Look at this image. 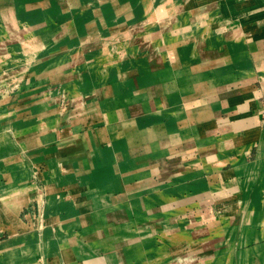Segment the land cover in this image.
I'll list each match as a JSON object with an SVG mask.
<instances>
[{
    "label": "crops",
    "instance_id": "crops-1",
    "mask_svg": "<svg viewBox=\"0 0 264 264\" xmlns=\"http://www.w3.org/2000/svg\"><path fill=\"white\" fill-rule=\"evenodd\" d=\"M53 4L59 7L55 14L46 8L40 25L26 24L27 11L40 19L35 8ZM73 4L79 8L73 12L84 28L78 29V43L70 46L65 34L61 40L53 38ZM49 23L54 25L49 27ZM124 23L130 24L126 32L107 36L112 41L127 38L126 50L118 47L107 52L113 60L98 55L105 51L102 45L84 43L98 37L105 42L102 30L109 25L119 29ZM89 24L95 25L91 33ZM100 31L103 35L98 36ZM31 39L58 47L51 62L36 66L44 76L57 74L65 85L74 78V70H95L100 76L107 61V78L96 82L106 111L109 103L102 85L117 90L111 98L115 107L105 112L109 122L104 141L109 143L106 154L112 165L103 163L97 151L83 158L84 169L78 172H83L79 185L85 189L79 191L83 192L77 201L79 212L64 220L59 238L47 240L66 245L69 254L62 264H149L159 256L158 264H264V174L252 179L246 170L260 153L264 158V0H0V45L9 48L0 54V64L6 63L3 55L8 53L33 55L35 51L24 47ZM122 54L129 58L123 59ZM50 64L53 72L45 73L43 67ZM136 68L141 72L137 81L144 89L137 93L136 79L128 76ZM46 111L51 117L48 107L41 116ZM77 113H86L84 122L92 115L97 120L102 112L80 109ZM113 121L120 126H109ZM62 123L68 125V121ZM49 125L47 131L55 136L38 139L42 148L38 149L40 161H35L37 167H46L41 173L45 181L56 178L54 153L68 156L76 146L58 144L61 128H55L56 122ZM161 136L169 141H158L152 157L149 143ZM33 173L22 184L25 190L27 185L32 190L38 186L32 184ZM57 179L65 182L70 175L58 173ZM90 182L96 184L94 188ZM0 190L11 197V191L2 192L1 186ZM33 192L38 197V190ZM46 228L48 234L51 228ZM136 228L144 234L135 232ZM70 245H78L81 254L70 253ZM23 258L15 256L11 262L22 264ZM31 258L32 263H39L40 257Z\"/></svg>",
    "mask_w": 264,
    "mask_h": 264
},
{
    "label": "rangeland",
    "instance_id": "rangeland-1",
    "mask_svg": "<svg viewBox=\"0 0 264 264\" xmlns=\"http://www.w3.org/2000/svg\"><path fill=\"white\" fill-rule=\"evenodd\" d=\"M75 6H77V4L70 5L69 8L67 7L68 15L58 26V29H56V36L53 38L54 41H57L63 34H65L64 37H70L68 45L73 46L78 43L80 38L78 36V29H83L84 25L82 24L80 17L73 12V9H79L77 8L78 6ZM46 8L50 14L51 12L55 14L59 7L58 5L53 4V7L43 6L35 8L36 12L38 11V15H41L40 19H36L37 16L35 17V15L30 12L31 10L27 11L29 14H26V24L30 26L40 25L39 22L45 18L43 16V10ZM100 13H102V11H95L96 15ZM52 25L54 24L49 23V27ZM90 25L91 24L87 25L89 33L94 31L95 28L94 24H92L93 26ZM42 26H44V24H42ZM105 26L107 25L105 24ZM128 26H130V24H120L119 29L114 30L109 25V27L102 30L103 34H105L107 38L105 39V42L103 37H98L97 39H88L84 43L102 45L105 47V51H103L104 53H100L98 55L113 60L111 53L107 52L111 50L116 51L118 47H121L120 50L122 51L126 50L127 38L122 37L118 40L112 41V39H109L107 36L112 34V32H114L115 36L116 31H119V34L126 32ZM40 27L41 26H39V28ZM39 28L37 29L38 32H40ZM102 32L100 31L98 36L103 35L101 34ZM22 33L25 36L26 30H23ZM24 39L25 38H23V40ZM49 41H52V39ZM44 45V43L41 44L39 42V47L36 48V52L33 53V55L32 53L28 55L26 53H18L17 56H15L13 55L14 52L5 54L3 56L5 57L6 63L2 62L0 64V69L2 70L0 71V164L3 163L1 161L3 159L8 161L6 164H4L5 162L3 163L5 165L4 171H0V177L4 174L7 181L3 176L1 178L2 182H0V186L3 188L2 192L4 189H6L8 193L9 191L12 192L9 193V195L12 194L11 197L5 196L4 192L0 193V264H14V262H11V259L14 260L15 256H17L18 260L24 257L21 260L22 264H36V262L32 263L28 261V257L31 255L40 257L38 264H62V261L64 260L63 258L69 254L66 253V250L68 251L66 245L64 244L65 248H63L60 243L49 244L50 242L47 240H55L59 238L63 232L64 220L66 218L69 219L73 213L79 212V203L77 201L83 196V192L79 191L85 189L81 186L82 179L80 178V176L83 177V172H78L84 169L82 164L83 158L88 157L90 154L94 155L97 151L98 154L102 156L101 160L103 163L109 166L112 165L109 155L106 154L109 143L106 140L104 141L106 138V131L104 128L109 122V117L105 119V112H108L112 109V107H115V101H111V98L113 99L116 96L117 90H112L111 85H102L101 89L103 96L107 101L106 103H109V110L106 111L103 108L105 102L103 101L104 103H102L99 99V92L97 91L98 86H96V82L107 78L109 72L107 73L105 67H107L110 63L107 61L104 63L103 68H101L100 76L96 74L97 71L95 70L88 69L76 72L74 70V78L65 82V86L63 77L53 73H46L48 71L53 72L52 66H54L57 61L53 62L52 66L50 64L49 66L46 65L43 67V69H45L46 76H44V72L42 70L39 72L37 71V65H45L51 62V59L58 54V47H53L52 45L47 47ZM37 50H40V52ZM8 51V46L0 45V54ZM122 56L123 59H126V57L129 58V55L127 54H122ZM20 58H22L21 61L13 63L16 59ZM23 62L24 65L16 67L19 71L18 69H14V66ZM57 68L58 70L62 69L60 65L57 66ZM140 75L141 72L138 68L134 70L131 69L129 71V79H136L137 85L135 87V93L144 91V89L140 87L139 81H137V78H139ZM45 77H47V79H45ZM123 80L128 81V79L122 78L121 81ZM50 98L52 105L47 103V99ZM132 99L130 101H132ZM120 103L123 102H118V104ZM47 107L52 110L51 117H49L47 111V114L41 116V112H44ZM124 108L125 105L122 108L116 107L115 109L121 110ZM151 108H154V106L152 105ZM80 109L82 111L83 109H88L91 112L101 111V117H98L96 120L92 114L88 113L87 115L92 116L86 117L84 122H82L81 119L85 117L83 115L86 113H77ZM39 112L40 115H38ZM74 114L75 118H73ZM111 118L113 119V117ZM63 121H68V125L62 123ZM35 122L42 124L41 127H43L37 136L35 134H31L30 132H24L25 128L29 126L30 123L33 124L32 126H35ZM54 122H56L55 128H61V131L58 130L60 134L56 136L58 144H70L66 148H70L71 145L76 146L75 150H70L68 152V156H65V154L58 151L54 153V158L56 163H58V165L52 166L54 167V171H56V178L53 179L54 176H52V178L49 177L48 180L45 181L44 178H42L41 173L46 170V167L43 165H39L37 167L35 163V161H40L38 157V149L42 148L40 143H38V139H43L44 137V140H48L55 136L52 131L45 132L47 126H50L49 124ZM112 125L120 126V123L118 121H113L109 124V126ZM123 128L125 130L128 129L127 123L123 124ZM68 129L71 130L70 133L67 132ZM85 130L90 132L91 136L86 135ZM158 141L159 140H152L149 143L151 147L149 146L148 148L152 149L150 151L152 157L154 156L153 149H155L156 146L158 147ZM95 148L97 149L94 150ZM137 152H141V150L138 149ZM141 157L142 156L138 158ZM36 158L38 159L36 160ZM41 158L45 159L43 156ZM260 158L263 159L262 153L259 154L258 159ZM22 160H25L26 162H23ZM73 160L77 163H69ZM137 160L138 159L136 158L135 161ZM48 163L53 165V161H49ZM19 168L27 172L28 178H26V174H23V177L27 182L21 181V185L18 183L16 185L14 182L9 180L14 178L11 174L14 173L15 170H20ZM114 169L118 170L119 166L116 164ZM249 169V167H246L247 172L249 171L248 173H251V170ZM73 170L75 171L72 172ZM263 170L264 166H260L254 177L252 173V179L256 178L260 174H263ZM32 172H34L33 175H35L32 178V184L38 185L34 186L33 188L35 189L33 190H38V197L33 192L32 186L27 185L26 190L22 187V184H26L30 181ZM58 173L64 176L70 175V180H65V182L58 180ZM246 180L250 181V177ZM76 185H79V190L77 191L74 189ZM90 185L94 188V185L96 184L90 182ZM124 185L125 184H123V186ZM75 193L76 195L72 198ZM64 196L65 198H63ZM20 197L24 199L21 201L18 199ZM73 206H77V209L73 208L75 211L73 212L72 210L70 211L72 213H70L69 210ZM66 223H68V220ZM48 226L51 230L47 234L49 228L46 227ZM134 231H137L141 235L142 233L144 234L143 231H138V229ZM67 232L64 233L67 234ZM74 233H77L76 229L74 230ZM70 235L71 237H74L72 232H70ZM42 242V245L45 246L41 245ZM71 246L73 245L68 246V248ZM71 248L72 252L70 253H77L79 251L81 254V248H79L78 245L77 247ZM159 257H155V259H153L149 264H158L160 260Z\"/></svg>",
    "mask_w": 264,
    "mask_h": 264
},
{
    "label": "bare ground",
    "instance_id": "bare-ground-1",
    "mask_svg": "<svg viewBox=\"0 0 264 264\" xmlns=\"http://www.w3.org/2000/svg\"><path fill=\"white\" fill-rule=\"evenodd\" d=\"M167 9H169V8H167ZM166 11V10H165ZM18 45V44H17ZM24 47H25V50L26 51H29V50H31V51H35L36 52V48H38L39 47V44L37 43V40L36 39H31V40H28L25 44H24ZM14 51V50H13ZM22 65H24V62L23 63H21V65H19V66H22ZM18 66V67H19ZM15 67V66H14ZM24 67V66H23ZM14 69H17L16 67L14 68ZM0 71H2V70H0ZM167 74H171V72H168ZM181 90H182V88H181ZM185 90V89H184ZM175 99V98H174ZM173 99V100H174ZM5 102V101H4ZM45 114H47V112L45 113ZM33 124H29V126H27L26 128H25V130H24V132H26V133H28V132H30L31 134H35L36 136L40 133V131H41V129L43 128V127H41V125L42 124H40V123H37V122H35V126H32ZM31 127H34V128H31ZM46 131H47V129H45ZM43 139H44V137H43ZM164 139V140H163ZM160 143L162 142L163 144H165L166 142H168L169 141V138L167 137V136H161L160 137ZM39 143V142H38ZM165 149V148H164ZM163 149V150H164ZM19 165V164H18ZM264 166V158L263 159H257V160H255V161H253V162H251L250 164H247L246 165V167H249L250 169L249 170H251V173H253V177H254V175L256 174V171H258V169H259V167L260 166ZM239 169V168H238ZM17 172V176H15L14 174ZM239 172V171H238ZM249 172V171H248ZM261 172V171H260ZM262 173V172H261ZM23 174H26V178H28V175H27V172L26 171H23V170H18V171H16L15 170V172L14 173H12L11 175H13L14 176V178L13 179H11V180H9V181H11V182H14L16 185H17V183L18 184H20L21 185V181H25V182H27L25 179H24V177H23ZM263 174H264V170H263ZM19 175V176H18ZM12 176V177H13ZM16 185H15V187H16ZM14 187V186H13ZM14 187V188H15ZM15 190H16V188H15ZM17 196V195H16ZM18 199H20L21 201H22V199H24V198H18ZM2 247V246H1ZM32 255L30 256V257H28L29 259H28V261L29 262H31L32 261ZM24 263V262H23Z\"/></svg>",
    "mask_w": 264,
    "mask_h": 264
}]
</instances>
